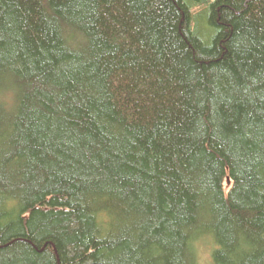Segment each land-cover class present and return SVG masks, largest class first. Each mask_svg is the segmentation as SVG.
Wrapping results in <instances>:
<instances>
[{
    "label": "trees",
    "instance_id": "16d2710c",
    "mask_svg": "<svg viewBox=\"0 0 264 264\" xmlns=\"http://www.w3.org/2000/svg\"><path fill=\"white\" fill-rule=\"evenodd\" d=\"M0 264H264V0H0Z\"/></svg>",
    "mask_w": 264,
    "mask_h": 264
},
{
    "label": "rangeland",
    "instance_id": "374dc122",
    "mask_svg": "<svg viewBox=\"0 0 264 264\" xmlns=\"http://www.w3.org/2000/svg\"><path fill=\"white\" fill-rule=\"evenodd\" d=\"M205 16H206V13L205 12H203V14H202V21H203V19L205 18ZM206 19V18H205ZM206 26V25H205ZM206 28V27H205ZM207 29V28H206ZM208 250L206 251H204V253H203V255H202V260L204 261V262H206L207 261V259H208Z\"/></svg>",
    "mask_w": 264,
    "mask_h": 264
}]
</instances>
